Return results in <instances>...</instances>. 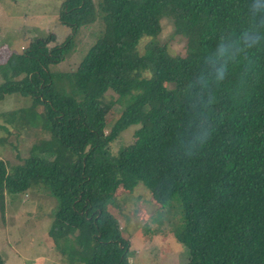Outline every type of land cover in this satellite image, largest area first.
<instances>
[{"label": "trees", "instance_id": "trees-1", "mask_svg": "<svg viewBox=\"0 0 264 264\" xmlns=\"http://www.w3.org/2000/svg\"><path fill=\"white\" fill-rule=\"evenodd\" d=\"M163 18L185 38L183 55L157 41ZM59 22L65 42L34 39L0 61V102L29 104L0 114V147L39 135L21 165L0 160V204L44 191L58 203L48 238L60 264H129L111 204L141 185L160 206L176 199L186 264H264V13L252 0H65ZM98 23L76 70L53 73L80 28ZM248 32L260 41L213 56ZM109 92L123 105L113 122ZM132 126L133 143L113 155Z\"/></svg>", "mask_w": 264, "mask_h": 264}, {"label": "rangeland", "instance_id": "rangeland-1", "mask_svg": "<svg viewBox=\"0 0 264 264\" xmlns=\"http://www.w3.org/2000/svg\"><path fill=\"white\" fill-rule=\"evenodd\" d=\"M65 0H0V61L11 53L20 54L34 39L53 36L59 44L70 36V30L59 22L61 4ZM162 32L157 41L167 44L174 55L185 53V38L174 35V27L169 18L161 20ZM102 28L100 24L82 27L74 37L75 49L62 63L53 66L56 75L74 72L96 42ZM56 42H54L56 44ZM148 39H144L139 51L142 52ZM117 96L109 92L106 101L111 102L113 122L119 115L122 104H117ZM24 99L9 96L0 102V114L27 107ZM138 126L129 127L110 145L113 155L120 148L134 141ZM35 130L29 136L21 134L18 141L14 135L10 144L0 147V160L9 167L21 165L29 157L32 145L38 141ZM19 156V157H18ZM18 157V158H17ZM173 199L165 206L156 204L150 192L138 185L128 192L119 188L111 207L118 218L122 238L128 244L129 264H186L188 252L175 242L180 220ZM58 207L56 199L41 190H30L19 195H5L0 204V262L2 264H60V252L48 238V230ZM174 215L176 218H174Z\"/></svg>", "mask_w": 264, "mask_h": 264}, {"label": "clouds", "instance_id": "clouds-1", "mask_svg": "<svg viewBox=\"0 0 264 264\" xmlns=\"http://www.w3.org/2000/svg\"><path fill=\"white\" fill-rule=\"evenodd\" d=\"M252 7L255 10L256 13H264V0H252ZM62 8V4H61ZM61 11V9H60ZM59 18H60V12H59ZM37 39V38H36ZM261 37L253 32H248L246 34H242L240 37L236 38L231 46L228 44L225 45H219L217 52L213 53V56L221 61L225 58H231L234 57L237 53V51L243 47V48H249L254 46L260 41ZM54 42L55 38H54ZM55 44V43H53ZM56 44H59L56 42ZM216 77L219 80H222L224 78L223 71L220 69L216 73ZM197 139H204V136L200 135V132H197L196 135L193 138V141L195 142Z\"/></svg>", "mask_w": 264, "mask_h": 264}]
</instances>
